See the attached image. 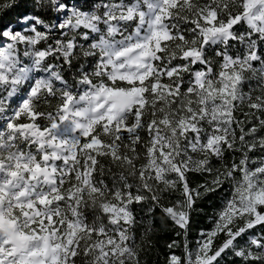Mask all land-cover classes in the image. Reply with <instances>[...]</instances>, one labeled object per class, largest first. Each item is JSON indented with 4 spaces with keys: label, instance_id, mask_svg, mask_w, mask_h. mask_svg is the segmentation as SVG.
<instances>
[{
    "label": "snow or ice",
    "instance_id": "obj_1",
    "mask_svg": "<svg viewBox=\"0 0 264 264\" xmlns=\"http://www.w3.org/2000/svg\"><path fill=\"white\" fill-rule=\"evenodd\" d=\"M154 253L264 264V0H0V264Z\"/></svg>",
    "mask_w": 264,
    "mask_h": 264
},
{
    "label": "trees",
    "instance_id": "obj_2",
    "mask_svg": "<svg viewBox=\"0 0 264 264\" xmlns=\"http://www.w3.org/2000/svg\"><path fill=\"white\" fill-rule=\"evenodd\" d=\"M8 18L9 19H14L15 18V14L14 13L10 14V16ZM203 207H204V213H201L200 215L194 217L193 232H192V235L190 236V239L194 240L196 238V231L199 228H203V227H208L209 226L207 215L211 214L212 207L209 206L208 204L203 205ZM169 238H170L169 235H166V236H164L162 238L161 244H160L161 253L164 252V249H163L164 240H167ZM150 260H151V264H163V257L162 256L159 257V261H158V258H157L155 253L152 255Z\"/></svg>",
    "mask_w": 264,
    "mask_h": 264
}]
</instances>
